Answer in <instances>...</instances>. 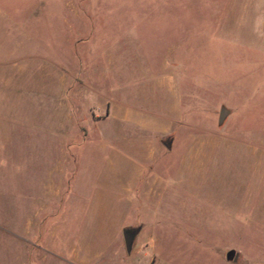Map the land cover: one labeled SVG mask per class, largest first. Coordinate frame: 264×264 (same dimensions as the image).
<instances>
[{"label":"rangeland","instance_id":"obj_1","mask_svg":"<svg viewBox=\"0 0 264 264\" xmlns=\"http://www.w3.org/2000/svg\"><path fill=\"white\" fill-rule=\"evenodd\" d=\"M0 264H264V0H0Z\"/></svg>","mask_w":264,"mask_h":264},{"label":"water","instance_id":"obj_2","mask_svg":"<svg viewBox=\"0 0 264 264\" xmlns=\"http://www.w3.org/2000/svg\"><path fill=\"white\" fill-rule=\"evenodd\" d=\"M227 109L223 106H221L218 110L217 114V122L221 123L224 117L227 114ZM167 148H169V143L166 145ZM137 228H122L121 235L123 240L124 249L126 252H129L132 240L137 233ZM237 258V254L234 252V250L229 249L225 252V259L235 261Z\"/></svg>","mask_w":264,"mask_h":264},{"label":"crops","instance_id":"obj_3","mask_svg":"<svg viewBox=\"0 0 264 264\" xmlns=\"http://www.w3.org/2000/svg\"><path fill=\"white\" fill-rule=\"evenodd\" d=\"M117 108V110H116V117H117V121L118 120H120V121H126V122H130L131 124H129L131 127H134L135 126V123H134V121L131 119V117H127V115L125 114V115H121V113H120V110H119V108L118 107H116ZM136 125H138V124H136ZM148 126L149 125H141V129H144V130H148ZM115 127H118V126H115ZM114 127V128H115ZM170 131V129L169 128H163V129H161V130H159V136L160 135H162V134H164V133H166V132H169ZM115 132H116V130H115ZM153 143H156V140H154L153 141ZM167 143H169V145H170V140H168L167 142H163V144L165 145V147H166V145H167ZM148 144H149V146H151V142H148ZM167 148V147H166ZM168 149V148H167ZM116 161V160H115ZM141 176V174H139V172L136 174H132L131 175V178H130V180H128V182H127V184H125L124 186H123V188L125 189V190H127L128 188L129 189H134V186L136 185V182H137V180H139V177ZM132 185V186H131ZM9 229V228H8ZM10 232H11V230H10ZM11 234L13 235V234H15V231L14 232H11Z\"/></svg>","mask_w":264,"mask_h":264}]
</instances>
